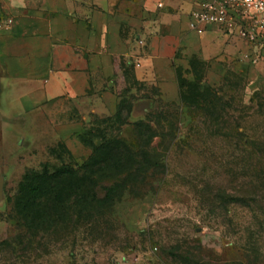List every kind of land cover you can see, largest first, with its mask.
Here are the masks:
<instances>
[{
	"label": "rangeland",
	"instance_id": "1",
	"mask_svg": "<svg viewBox=\"0 0 264 264\" xmlns=\"http://www.w3.org/2000/svg\"><path fill=\"white\" fill-rule=\"evenodd\" d=\"M152 120L148 147L164 156L162 178L101 217L31 235L15 206L25 172L85 160L56 145L36 151L5 185L0 264H264V72L255 82L235 73L210 93L187 89L178 105H155ZM93 129L96 147L147 142L115 120Z\"/></svg>",
	"mask_w": 264,
	"mask_h": 264
},
{
	"label": "crops",
	"instance_id": "2",
	"mask_svg": "<svg viewBox=\"0 0 264 264\" xmlns=\"http://www.w3.org/2000/svg\"><path fill=\"white\" fill-rule=\"evenodd\" d=\"M203 2L0 0V204L36 151L63 144L87 159L78 136L124 96L134 123L158 98L179 103L178 73L211 87L235 73L258 81L264 41L255 49L215 25L190 28Z\"/></svg>",
	"mask_w": 264,
	"mask_h": 264
},
{
	"label": "trees",
	"instance_id": "3",
	"mask_svg": "<svg viewBox=\"0 0 264 264\" xmlns=\"http://www.w3.org/2000/svg\"><path fill=\"white\" fill-rule=\"evenodd\" d=\"M226 77L223 81L227 80ZM179 103L185 100L187 89H203L209 93L214 89L201 80L196 73L193 81L185 80L178 73ZM153 95L158 96L156 90ZM214 97V96H213ZM134 97H122L117 105L114 116L96 119L93 126L78 136L79 142L91 155L75 168L63 167L48 171H28L19 183L20 197L15 203L16 212L26 223L24 228L35 235L39 231L62 228L74 225L79 221L94 219L105 215L116 201L126 193H133L135 188H151L154 180L165 174L164 156L156 155L148 147L152 135L150 127L153 120V110L147 113L143 120L130 123ZM176 106L178 104L164 103L159 98L156 105ZM115 120L121 126H132L140 140L147 139L146 145L140 141L136 150L126 143L112 142L96 147L92 141L91 130L98 123ZM148 133L152 136L148 138ZM176 136V133H175ZM173 136V137H175ZM139 140V139H138ZM57 149L66 154L71 162L74 158L65 145L59 144ZM107 183V185H104ZM152 190V189H149ZM102 194V195H101ZM103 213V214H102Z\"/></svg>",
	"mask_w": 264,
	"mask_h": 264
},
{
	"label": "built area",
	"instance_id": "4",
	"mask_svg": "<svg viewBox=\"0 0 264 264\" xmlns=\"http://www.w3.org/2000/svg\"><path fill=\"white\" fill-rule=\"evenodd\" d=\"M201 10L190 16V28L199 32L201 25H215L224 35H235L252 48L264 41V0H214L203 2ZM8 24L0 21V31ZM256 62V60H253Z\"/></svg>",
	"mask_w": 264,
	"mask_h": 264
},
{
	"label": "water",
	"instance_id": "5",
	"mask_svg": "<svg viewBox=\"0 0 264 264\" xmlns=\"http://www.w3.org/2000/svg\"><path fill=\"white\" fill-rule=\"evenodd\" d=\"M202 1L212 3L214 0H202Z\"/></svg>",
	"mask_w": 264,
	"mask_h": 264
}]
</instances>
